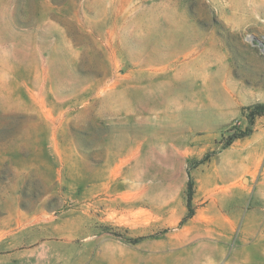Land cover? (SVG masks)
I'll use <instances>...</instances> for the list:
<instances>
[{
  "label": "rangeland",
  "instance_id": "374dc122",
  "mask_svg": "<svg viewBox=\"0 0 264 264\" xmlns=\"http://www.w3.org/2000/svg\"><path fill=\"white\" fill-rule=\"evenodd\" d=\"M260 41L264 0H0V264H264Z\"/></svg>",
  "mask_w": 264,
  "mask_h": 264
},
{
  "label": "trees",
  "instance_id": "16d2710c",
  "mask_svg": "<svg viewBox=\"0 0 264 264\" xmlns=\"http://www.w3.org/2000/svg\"><path fill=\"white\" fill-rule=\"evenodd\" d=\"M263 114H264V106H259L257 110H254L252 112V115H251V118H250V124L253 125V118H254L255 115H263ZM252 132H253L252 128L249 127L247 129H245L244 131H240L239 133H235V134L231 135L227 139L226 146H230L235 141L250 136ZM189 192H190V194H192V192H193L192 184L189 185ZM190 201H191V199H189V205H190Z\"/></svg>",
  "mask_w": 264,
  "mask_h": 264
},
{
  "label": "crops",
  "instance_id": "0c3cea01",
  "mask_svg": "<svg viewBox=\"0 0 264 264\" xmlns=\"http://www.w3.org/2000/svg\"><path fill=\"white\" fill-rule=\"evenodd\" d=\"M129 256L130 257H133V258H135V259H138V260H143V259H145V258H147V257H154V255H150V254H145V253H143V252H138V251H133V252H130L129 253ZM67 264H80L79 262H75V261H73V262H68ZM126 264H132V263H126Z\"/></svg>",
  "mask_w": 264,
  "mask_h": 264
},
{
  "label": "water",
  "instance_id": "95a60500",
  "mask_svg": "<svg viewBox=\"0 0 264 264\" xmlns=\"http://www.w3.org/2000/svg\"><path fill=\"white\" fill-rule=\"evenodd\" d=\"M261 42V44H264L262 41H260Z\"/></svg>",
  "mask_w": 264,
  "mask_h": 264
},
{
  "label": "bare ground",
  "instance_id": "6f19581e",
  "mask_svg": "<svg viewBox=\"0 0 264 264\" xmlns=\"http://www.w3.org/2000/svg\"><path fill=\"white\" fill-rule=\"evenodd\" d=\"M252 40V39H251ZM256 42V41H255ZM256 44H258L257 42H256Z\"/></svg>",
  "mask_w": 264,
  "mask_h": 264
}]
</instances>
